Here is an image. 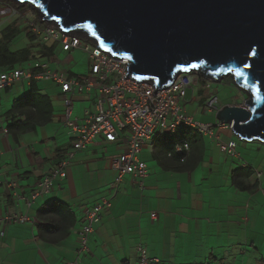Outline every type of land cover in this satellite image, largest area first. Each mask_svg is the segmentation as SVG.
Masks as SVG:
<instances>
[{"label":"crops","instance_id":"0c3cea01","mask_svg":"<svg viewBox=\"0 0 264 264\" xmlns=\"http://www.w3.org/2000/svg\"><path fill=\"white\" fill-rule=\"evenodd\" d=\"M2 18L0 72L41 73L43 67L30 66L39 61L80 82L89 75L87 69L76 77L57 60L60 52L80 49L64 51L23 23ZM63 97L54 81L33 76L0 91V264H136L139 247L161 264H264V151L251 146L264 142L220 127L216 112L205 110L207 97L201 107H183L194 121L212 125L217 138L185 124L173 133L155 131L139 152L146 176L125 175L116 183L110 160L124 151V142L98 137L73 151L76 133L65 125ZM95 97L74 94L70 118L84 123ZM229 141L236 142L237 155L221 149ZM183 143L188 151L179 154L175 146ZM62 160L65 176L32 200L36 185ZM102 199L110 205L81 249L83 212ZM11 212L30 221H4Z\"/></svg>","mask_w":264,"mask_h":264},{"label":"water","instance_id":"95a60500","mask_svg":"<svg viewBox=\"0 0 264 264\" xmlns=\"http://www.w3.org/2000/svg\"><path fill=\"white\" fill-rule=\"evenodd\" d=\"M15 1L62 31L85 32L113 55L131 57L126 75L157 88L189 71L229 74L247 99L220 107L216 118L238 138L264 142V0Z\"/></svg>","mask_w":264,"mask_h":264},{"label":"built area","instance_id":"2783aa9c","mask_svg":"<svg viewBox=\"0 0 264 264\" xmlns=\"http://www.w3.org/2000/svg\"><path fill=\"white\" fill-rule=\"evenodd\" d=\"M4 14L5 10H0V15L4 16ZM33 25L30 24V30L42 34L43 41H56L64 51L80 49L86 53L90 61L89 75L80 82L75 78H68L63 71L49 70L46 63L33 61L31 67H43L44 71L33 75L25 69L0 72V91L16 80L26 79L30 76L52 80L58 84L60 91L64 94L65 125L76 133V138L71 143L73 151L86 148L98 137L105 142H124V151L110 160L111 168L116 172V183L121 182L125 175H131L138 179L146 176L147 169L144 162L139 159V152L142 144L149 140L155 131L173 133L179 124H185L195 128L202 135L217 138L212 125L194 121L191 116L185 113L184 107L180 103L185 98L187 90L191 88L192 82L196 83L193 78V73L196 71L180 73L168 86L157 88L150 80H139L131 74L126 75L128 63L131 61L103 49L96 43L95 38L87 33L82 31L65 32L58 27L51 26L39 29L37 25ZM81 36L87 40L82 41ZM83 92L96 93L94 110L84 123L78 124L70 118L71 97ZM204 107L207 111L217 112L220 108L217 104V97L210 95L206 99ZM219 126L231 128L230 125L223 123H220ZM220 146L229 155H237L235 141H229ZM175 150L179 154L183 151L187 152L188 144L176 145ZM72 154L73 152L69 153L71 156ZM184 159L185 156L180 160L184 161ZM66 166V160L60 161L50 171V174L36 185L30 198L33 200L38 195L49 192L53 179L65 176ZM258 176L260 173H257ZM109 205V200L102 199L100 203L84 210V225L78 233L81 249L87 247L88 236L92 232L93 224L100 220L101 210ZM150 216L154 218L155 213H151ZM3 219L9 223L30 221L27 216L16 212H11ZM136 264H161V262L158 257L148 256L146 250L139 247Z\"/></svg>","mask_w":264,"mask_h":264},{"label":"rangeland","instance_id":"374dc122","mask_svg":"<svg viewBox=\"0 0 264 264\" xmlns=\"http://www.w3.org/2000/svg\"><path fill=\"white\" fill-rule=\"evenodd\" d=\"M2 9L5 10V14L2 17L6 19L11 17L10 20L16 21L17 23L21 22L23 26L25 25L29 29L30 24L37 25L39 29H44L47 26L56 28L55 25L43 21L41 14L30 3H20L15 0H0V10ZM81 40L85 41L87 39L81 36ZM90 43H92V41H90ZM59 54L57 60L61 63V68L66 72L71 71L74 76L80 78L81 74L89 69L88 55L84 52L74 50L70 54L66 52H60ZM51 64L54 66V63ZM193 78L196 80V83L192 82V86L187 90L185 98L180 101L181 105L188 111L196 107L198 108V102H200L199 106L201 107L205 99L210 95L217 97V104L219 107L221 104L227 103L243 105L244 101L247 99L245 91L235 85L229 74L222 75L218 79H209L196 72L193 73ZM251 146L260 148L261 151H264V144L252 143Z\"/></svg>","mask_w":264,"mask_h":264},{"label":"trees","instance_id":"16d2710c","mask_svg":"<svg viewBox=\"0 0 264 264\" xmlns=\"http://www.w3.org/2000/svg\"><path fill=\"white\" fill-rule=\"evenodd\" d=\"M10 26H7V28L6 29H4V30H8V31H10ZM13 31H14V29H13ZM16 36V34L15 35H13V36H10L7 40H6V42L7 43H9V41L11 42L12 40H13V38Z\"/></svg>","mask_w":264,"mask_h":264},{"label":"snow or ice","instance_id":"6c2138e0","mask_svg":"<svg viewBox=\"0 0 264 264\" xmlns=\"http://www.w3.org/2000/svg\"><path fill=\"white\" fill-rule=\"evenodd\" d=\"M88 27H89V29H91V25H89ZM250 48H251V44H249V49H250ZM246 51H247V50H246ZM253 55H255V53H253ZM129 59H131V57H129ZM244 66H245L246 68L249 67V65H247V64H245ZM192 67H196V65H192ZM237 75H240V73L237 72Z\"/></svg>","mask_w":264,"mask_h":264}]
</instances>
